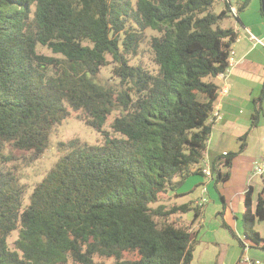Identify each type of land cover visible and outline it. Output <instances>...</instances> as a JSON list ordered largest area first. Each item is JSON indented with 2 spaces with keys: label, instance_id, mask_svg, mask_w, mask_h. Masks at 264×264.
<instances>
[{
  "label": "trees",
  "instance_id": "obj_1",
  "mask_svg": "<svg viewBox=\"0 0 264 264\" xmlns=\"http://www.w3.org/2000/svg\"><path fill=\"white\" fill-rule=\"evenodd\" d=\"M217 2L0 0V264L192 263L201 208L163 200L201 173L215 79L238 37L221 27L231 12L227 4L215 12ZM250 2H238L237 14ZM148 30L157 35L146 40ZM145 42L151 57L134 61ZM109 65L111 83H99ZM72 112L102 142H58V159L25 203L16 154L40 159ZM235 156L212 161L215 187ZM244 197V237L264 250L253 230L264 220V189L255 205L251 186Z\"/></svg>",
  "mask_w": 264,
  "mask_h": 264
},
{
  "label": "crops",
  "instance_id": "obj_2",
  "mask_svg": "<svg viewBox=\"0 0 264 264\" xmlns=\"http://www.w3.org/2000/svg\"><path fill=\"white\" fill-rule=\"evenodd\" d=\"M256 1L251 0L249 6L235 17L238 23L231 26L238 34L231 46L235 64L224 78L218 76L215 79L219 89L225 87L228 93L218 94L214 103L218 105L222 119L209 122L211 133L200 168L211 165L216 157L225 153H236V156L228 170V179L214 186L221 201L220 209L215 210L220 218L219 227L198 238L205 221L207 201L191 225V230L196 233L191 264H255V261L264 264V250L244 238L242 221L247 188L251 186L255 193V185L258 184L255 180L259 178L262 187L257 195L264 189V174H253L255 165L264 160V13L261 0ZM248 31L262 44L249 40ZM253 121L256 124L252 126ZM242 136H246L245 148L239 152ZM192 176L200 177L195 178L193 187L169 192L176 204H180L176 200L190 197L189 201L195 205L201 196L202 186H206V198L213 178L207 180L201 173ZM193 216L194 213L186 225L192 223ZM243 243L250 245L247 252L243 251Z\"/></svg>",
  "mask_w": 264,
  "mask_h": 264
},
{
  "label": "rangeland",
  "instance_id": "obj_3",
  "mask_svg": "<svg viewBox=\"0 0 264 264\" xmlns=\"http://www.w3.org/2000/svg\"><path fill=\"white\" fill-rule=\"evenodd\" d=\"M239 0H234L233 5L237 7V3ZM241 1V0H240ZM135 2V0H133ZM258 3V0L256 1ZM225 7L224 4L217 2L214 6V11L219 12L221 9ZM237 22V19L233 15H229L227 19H225L221 23L222 28H228L233 26ZM157 35L156 32L148 30L145 33V38L148 40L151 36ZM47 52L46 50H43ZM140 55L139 57L135 58L134 61L142 60V62H146L148 57H151L149 49L147 47L146 42L141 45L140 47ZM111 68L112 65H109L105 68H102L99 75H98V82L102 84H108L110 82L111 76ZM111 83V82H110ZM118 115V112L114 111L111 116L108 118L107 123L104 127L105 130H110V123L112 122L113 118ZM80 139L81 141H85L90 144H96L102 142L101 133L93 130L92 128L85 125L83 121L78 118V113H71L70 117L63 121L60 125H57L54 128L53 133L51 134L50 141L48 147L45 149L42 157L32 163H28L27 159L21 158L22 155H17V160L14 161L12 164L15 166L16 172L20 178V182L26 188V196H25V203L27 202L28 195L32 192L34 185L42 180L45 176L46 172L50 169V167L56 162L58 159V153L56 149V145L58 142H65L70 139ZM26 156V154H24ZM195 178L200 179V177L189 176L180 186L176 187V191H185L193 187ZM258 184L255 185V193L254 199L257 197V191L261 189L262 183L260 184V179L257 178L255 180ZM208 194L206 195L207 198V210L205 215L204 225L201 227L199 239L204 235L207 234L208 230L217 229L220 225V218L215 214L216 208L221 206V201L218 195V191L214 188V183L208 185ZM190 197L185 199L176 200L177 203H185L189 201ZM163 202L167 205L175 203L173 201V196L167 195V197L163 200ZM190 202V201H189ZM191 212L181 215L182 223L189 224V217L191 216ZM171 217L170 219H173ZM253 230L258 232L262 238H264V220L256 221L255 225L253 226ZM17 238V231H14L10 234L7 241L10 247H13V242ZM104 262V264H111V260H100Z\"/></svg>",
  "mask_w": 264,
  "mask_h": 264
},
{
  "label": "built area",
  "instance_id": "obj_4",
  "mask_svg": "<svg viewBox=\"0 0 264 264\" xmlns=\"http://www.w3.org/2000/svg\"><path fill=\"white\" fill-rule=\"evenodd\" d=\"M218 1L221 4L229 5V9H230L231 14L234 17L237 16V8H236L235 5H233L234 0H218ZM247 34H248L249 40L254 41L255 44H258V43L262 44V42L259 39H257L250 31H248ZM234 64H235L234 52L230 48L229 57H228V67L225 70V72L220 74L219 76L221 78H224L229 73V70L231 69V67ZM227 93H228V89L225 88V87L218 90V94H227ZM221 119H222V115H221V112L219 110V107H218V105H214V108H213V110H212V112L210 114L208 122L213 123V122L219 121ZM263 145H264V142H263ZM200 172L207 180H212L213 177H212V172H211L210 165H205L204 167H202ZM253 174L254 175H263L264 174V160L260 164L255 165ZM201 191H202L201 192V196L195 202V205L200 207V208L202 206H204V204L207 201V199L204 196V194L206 193V186H202L201 187ZM249 246L250 245H248V243H243V251L247 252L248 249H249ZM245 260L249 261V259L247 257H245ZM255 264H260V262L259 261H255Z\"/></svg>",
  "mask_w": 264,
  "mask_h": 264
},
{
  "label": "water",
  "instance_id": "obj_5",
  "mask_svg": "<svg viewBox=\"0 0 264 264\" xmlns=\"http://www.w3.org/2000/svg\"><path fill=\"white\" fill-rule=\"evenodd\" d=\"M261 9H262V11L264 13V0H261Z\"/></svg>",
  "mask_w": 264,
  "mask_h": 264
}]
</instances>
